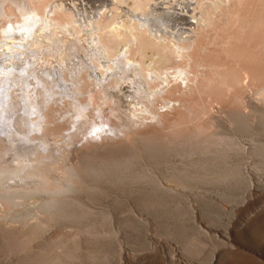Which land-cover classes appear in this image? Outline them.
I'll use <instances>...</instances> for the list:
<instances>
[{
	"label": "rangeland",
	"instance_id": "374dc122",
	"mask_svg": "<svg viewBox=\"0 0 264 264\" xmlns=\"http://www.w3.org/2000/svg\"><path fill=\"white\" fill-rule=\"evenodd\" d=\"M208 31L210 37L203 31L205 38L200 35L192 49L197 59L203 57L200 84L186 87L182 82L184 97L172 95L177 89L172 81L163 92L165 99L157 98L150 105L156 118L137 128L134 125L135 131L127 130V135L108 132L85 138L87 124H82L83 131L79 128L80 139L77 137L74 147L98 177L88 181L89 186L85 183L88 188L85 186L84 191L71 195L78 205L48 217L50 214L40 209L49 196L40 189L12 191L15 205L0 198V264H264V121L258 120V113L264 115V105L251 97V89L264 87V0H239L226 25L222 24L219 31ZM198 47L207 51L202 53ZM127 84L123 86L128 89L122 86V90L134 91H130L134 86ZM196 88L202 93L198 94ZM168 97L173 100L171 107L161 108ZM250 98L254 109L246 105ZM83 102L90 104L88 98ZM91 110L89 113L98 118ZM237 111L250 115L245 121L248 126L243 122L245 128L230 117ZM217 115L218 122L214 119ZM33 118L28 113L19 133L8 134L6 130L0 134V163L18 168L15 173L22 174L30 165L32 155L28 150L36 153L46 149L36 136ZM128 132L145 140L140 137L132 144ZM199 132H204L201 137L220 134L226 140L212 144V148L209 144L205 147L209 150L201 146L202 151L197 145L184 149L161 145L171 135ZM50 133L45 132L47 137ZM230 136H234L233 143ZM227 140V146H222ZM255 144H262L261 151L256 147L260 153H253ZM52 145L67 155L72 148L67 150L61 142ZM22 153L27 157L22 158ZM123 160L129 165L133 162L132 166ZM58 163L55 166L63 171ZM109 166L112 170L117 167L119 174L116 170L109 172ZM232 173L238 174L233 177ZM5 180V185L14 182L12 178ZM45 184L50 185L47 189L56 187L51 181ZM24 189L32 193L25 195ZM17 241H23L26 247L13 251Z\"/></svg>",
	"mask_w": 264,
	"mask_h": 264
},
{
	"label": "bare ground",
	"instance_id": "6f19581e",
	"mask_svg": "<svg viewBox=\"0 0 264 264\" xmlns=\"http://www.w3.org/2000/svg\"><path fill=\"white\" fill-rule=\"evenodd\" d=\"M30 1L0 0V13L5 9L4 15L2 14L4 19L3 16L2 20L0 19V134H4L6 130L8 134L19 133L27 122L28 113H31L34 116L31 123L38 133L36 136L41 138L40 143L46 146V149L36 150V153L28 150V154L29 151L31 153L29 156L34 157L30 158L31 163L22 174L15 173L14 170L18 168L8 164L3 166L0 163V198L15 205L12 191L19 188L33 191L40 189L49 196L40 210L51 217L78 205V201L71 195L84 191L85 183L98 177L95 169L79 158L78 149L74 147L77 137L80 139L77 133L83 131L82 124H87L85 138L88 135L92 137L108 132L127 135L126 131H133L134 125L137 128V125L156 118V112L150 105L156 102L157 98L165 99L166 93L163 95V92L171 86L172 81L177 87L172 95L184 97L186 89L183 90L181 83L186 87L189 84L197 86L199 71L204 64L203 57L197 59L198 56L196 58L192 52L197 38L203 36V31L207 34L206 37H210L209 28L210 31L211 28L219 31L222 24L226 25L239 0H50L48 3V0L43 3L42 0H37V4ZM200 49L202 53L207 51L204 47ZM194 68L196 72L193 71ZM124 84L134 86L130 89L134 91L122 90L123 87L126 88ZM228 89L230 90L229 87ZM251 90V97L264 105V87L257 91ZM199 93L202 92L198 90ZM85 98L90 100V104L83 102ZM251 99L246 100L249 108L255 107ZM167 100L161 108L171 107L173 100ZM91 109L98 115V121L102 122L100 125L98 118L95 119V116L89 113L88 110ZM258 114L259 117H255L264 121V115L260 117L262 113ZM222 116H225V113ZM249 116V113L237 111L230 117H233V122L242 124L245 128L243 122ZM219 118L220 116L214 119L218 122ZM115 120L119 123H115ZM247 122L250 124L252 121ZM238 125L236 127L242 126ZM47 131H51L49 137L45 134ZM128 133L131 134L129 142L132 144L141 138L145 140L139 135ZM201 135H204V132H199L198 135L175 134L166 142L164 140L161 145L166 144L168 148L178 146L180 149L197 145L199 148L204 146L207 150L205 147L209 144L211 147L212 144L217 145L218 141L226 140L223 136L220 138V134H212L211 137ZM233 137L230 136V143H233ZM56 142L67 146V150L72 147L68 155L65 151L59 152V146L52 145ZM227 142L229 141L222 146H227ZM238 147L240 148L239 145ZM256 147L261 151L262 144H255V149ZM257 149L255 152L253 150L254 154ZM54 151L59 152L57 156L53 155ZM23 155L22 158L27 157V154ZM122 156H125V153ZM124 160L123 163L126 162ZM116 161L114 163H118ZM55 162H59L57 165L64 170L60 171ZM26 163L28 165V160ZM111 167L109 166V172ZM113 170L118 173L117 167ZM57 174L59 176H56ZM9 178L14 179V182L11 183L12 180L11 184L5 185L3 181H8ZM44 179L51 181L56 187L47 189L50 185L45 187L47 182ZM15 192L19 194L21 191ZM27 192L29 191L23 194L26 195ZM58 197L65 198L57 199ZM23 246L26 247L23 241H17L12 250L18 251Z\"/></svg>",
	"mask_w": 264,
	"mask_h": 264
}]
</instances>
